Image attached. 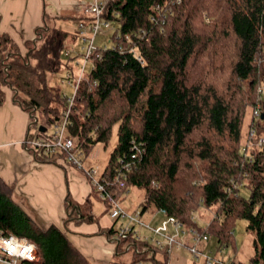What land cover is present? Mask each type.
I'll return each instance as SVG.
<instances>
[{
    "label": "trees",
    "instance_id": "16d2710c",
    "mask_svg": "<svg viewBox=\"0 0 264 264\" xmlns=\"http://www.w3.org/2000/svg\"><path fill=\"white\" fill-rule=\"evenodd\" d=\"M70 18L77 25L94 21L85 11ZM102 19L106 31L97 39L94 65L79 84L68 126L85 162L98 143L108 147L117 127L118 140L102 172L112 179L117 169L131 167L126 187H113L116 197L131 187L143 189L142 211L165 210L185 233H209L218 249L231 246L235 222L244 218L256 234L247 264H264V142L258 145L264 139V0H109ZM79 37V28L70 32L47 17L25 51L0 32V104L5 87L12 89L31 116L30 128L41 114L39 135L69 108L71 96L52 78L83 55L73 48ZM257 105L260 115L248 125L255 130L254 143L246 153L244 126L249 108ZM136 146L142 153L133 158ZM33 153L39 162L69 165L64 156ZM13 191L0 176V228L34 242L44 264H91L63 229L40 227ZM93 194L101 200L94 187ZM201 210L212 214L206 226L192 219ZM74 213L79 222L96 220L92 198ZM129 242L139 247L130 264L146 261L153 251L163 254L159 264H168L167 249L149 241L120 239L118 249Z\"/></svg>",
    "mask_w": 264,
    "mask_h": 264
},
{
    "label": "crops",
    "instance_id": "0c3cea01",
    "mask_svg": "<svg viewBox=\"0 0 264 264\" xmlns=\"http://www.w3.org/2000/svg\"><path fill=\"white\" fill-rule=\"evenodd\" d=\"M92 1L94 0H0V32L9 33L25 51V42L35 39L37 28L45 24V17L58 20V27L74 32L78 25L70 17L82 16L84 5ZM65 21H72V26L65 28L62 24ZM5 94V101L0 104V176L13 187L14 200L40 227L46 229L54 224L63 229L72 244L91 264H112L115 261L130 264L135 257L134 248L122 243V248L118 249L116 230L120 222L111 218L106 204L95 197L91 183L81 171L70 165L63 167L60 163H43L35 159L33 151L25 145L30 133V114L14 100L12 89L5 87ZM130 189L120 196L122 206L128 211L142 208L146 198L145 191L142 189L135 196L134 190ZM89 197L92 198L96 220L79 222L80 218L74 211ZM73 202L76 204L74 207ZM70 206L73 208L70 209ZM166 218L165 213L156 209L143 211V219L153 226L161 225ZM205 220L202 225L208 223V219ZM113 228L115 232L108 235L107 230ZM170 231L175 232L173 225H170ZM142 233L150 234L148 230H143ZM177 239L184 244L173 246L169 252L168 264H198L190 250L194 242L193 236L189 232H180ZM199 247L203 253L219 257L218 247L213 239L203 241ZM228 249L222 254L229 258H219L232 259ZM131 251L133 256L127 261V252ZM204 258H197L201 260L198 261L199 264H207ZM161 260L163 254L153 251L147 255L145 262L159 264Z\"/></svg>",
    "mask_w": 264,
    "mask_h": 264
},
{
    "label": "built area",
    "instance_id": "2783aa9c",
    "mask_svg": "<svg viewBox=\"0 0 264 264\" xmlns=\"http://www.w3.org/2000/svg\"><path fill=\"white\" fill-rule=\"evenodd\" d=\"M108 1L94 0L84 5V11L92 14L94 21L90 25L85 22H80L78 25L83 42L81 50L84 53L83 55L81 54L78 71H75L73 68L66 69L65 75L62 77L63 83H67L74 88V94L70 97L69 108L64 113L63 119L50 128L45 135H39L37 132L33 135L29 133L28 138L25 140V145L31 151L38 149L46 155L54 156L57 159L64 156L65 161L70 166L85 175L96 190L98 196L108 207L111 218L116 222H120L116 230V238L118 241L120 239L128 240L130 237H134L139 241H149L158 249H167L168 252H171L173 246H181L184 244L182 240L177 239L180 232L185 233L184 226L174 216H168L165 210H162V212L167 215L166 220L159 226H153L143 219L141 207H137L133 211H128L122 206L120 198L114 194V186L126 187V172L130 170L131 164L127 163L124 167L125 170L117 169L112 179L106 178L102 171H99L93 166L87 167L85 165L86 162L83 152L77 147L74 139L69 135L68 126L72 123L70 120L71 107L86 70L89 66L94 65L92 55L97 49V37L105 24L102 16ZM69 53L70 51H67V54ZM258 115H260L259 105L254 108L253 116L256 117ZM254 136L255 130L251 129L249 143L243 148L246 153L249 151L248 148L253 145L252 142L254 143L253 139L251 142V138H254ZM263 142L264 139H261L258 145H261ZM136 150L137 152L133 155V158H136L142 153L140 147L136 146ZM170 225L174 226V233L170 231ZM143 230H148L150 234H143ZM188 232L194 238L195 243L190 246V250L195 257L199 258L200 256H204L207 264H241L234 259L224 260V258L203 253L199 246L203 241L208 240V234L195 229H191ZM128 244L134 248L135 252H139V247L133 245V242H129ZM226 248V246H223L217 251L218 253H224ZM0 264H44V259L38 246L34 242L25 237L8 233L0 228ZM134 264H146V262L145 260H139Z\"/></svg>",
    "mask_w": 264,
    "mask_h": 264
},
{
    "label": "rangeland",
    "instance_id": "374dc122",
    "mask_svg": "<svg viewBox=\"0 0 264 264\" xmlns=\"http://www.w3.org/2000/svg\"><path fill=\"white\" fill-rule=\"evenodd\" d=\"M57 21L58 20H54V19H51L50 20V23L52 25H57ZM59 24V23H58ZM62 24H64L65 28H68L69 26L71 27L72 26V21H65L63 22ZM68 30V29H67ZM104 31H106L104 28L102 29V31L100 32V36H98V40L99 38L101 39L103 37V34L105 33ZM80 39H76V41L74 42L73 44V48L75 51H79V49L81 50V47L83 46V42H82V38L81 36L79 37ZM71 48L67 49L66 51H70ZM81 62V58H76V59H73L69 62L70 64V67H65L63 68V72L59 73L57 76H54L52 79H53V83H55V85H58L61 90L63 91L64 94L66 95H69V96H72L74 94V88L67 84V83H63L62 82V77L65 75V71L66 69H69V68H73L75 71H78V68H79V63ZM254 115V108L251 107L249 108V112L247 114V118H246V122H245V126H244V131L248 134L246 136V139L245 141H249L250 140V135H251V129L248 128L249 126V122L251 121V118L252 116ZM37 117L40 118L39 119V124H34L31 128H30V134L33 135L37 132L38 130V126L40 125V123L42 122V117H41V114L38 113L37 114ZM36 122V120H35ZM30 124H31V116H30ZM250 134V135H249ZM249 139V140H248ZM117 140H118V133H117V127H115L114 129V132H113V136H112V139L110 141V144L108 145V147L106 148L104 144L102 143H98L91 156L87 159L85 165L87 167H95L97 168L99 171H103L106 167V164L108 162V159H109V156L112 152V150L114 149L116 143H117ZM135 189H130V190H134V194L135 196L136 195H139V193L142 191V189L140 188H136L134 187ZM141 190V191H140ZM242 193H245V194H248L249 191L248 189H242ZM101 204V203H99ZM102 205V204H101ZM99 211V210H98ZM103 212H101L100 215H102ZM198 216L196 215H193L195 216V218H199V224L202 225L206 222L205 219H209L212 214L211 213H208L206 210H201L199 213H197ZM206 215V216H205ZM193 219V217H192ZM207 223L205 225H202V226H206ZM247 225H248V220L244 219V218H239L236 220L235 222V226H234V242L231 244L230 247H228L229 249V253H231V256L232 258H234L235 260L238 261V263H249L251 257L254 255L255 253V245H254V239H255V232L254 231H251L247 228ZM114 230V229H113ZM115 232V231H114ZM213 241L215 242L216 240L213 239ZM162 250V249H160ZM135 253V252H134ZM217 253V251H216ZM132 251L131 252H127V256H126V260H131L132 258ZM194 256V255H193ZM219 257H225L226 259H228L229 257L227 255H223L222 253H219ZM194 258L197 260L194 259V261H196V263L199 264V261L195 256ZM201 258H204L203 256H200V259ZM205 260V258H204ZM199 261V262H198ZM206 262V261H205ZM204 262V263H205Z\"/></svg>",
    "mask_w": 264,
    "mask_h": 264
},
{
    "label": "bare ground",
    "instance_id": "6f19581e",
    "mask_svg": "<svg viewBox=\"0 0 264 264\" xmlns=\"http://www.w3.org/2000/svg\"><path fill=\"white\" fill-rule=\"evenodd\" d=\"M193 220L194 221H198L199 219L198 218H193ZM204 233V232H203ZM206 234H208V237H209V233H206ZM208 240H209V238H208ZM208 240H206V241H208Z\"/></svg>",
    "mask_w": 264,
    "mask_h": 264
},
{
    "label": "water",
    "instance_id": "95a60500",
    "mask_svg": "<svg viewBox=\"0 0 264 264\" xmlns=\"http://www.w3.org/2000/svg\"><path fill=\"white\" fill-rule=\"evenodd\" d=\"M40 129H42L43 131H46V128L43 129V126H40Z\"/></svg>",
    "mask_w": 264,
    "mask_h": 264
}]
</instances>
